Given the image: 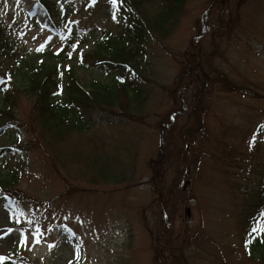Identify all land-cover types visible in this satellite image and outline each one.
<instances>
[{
    "label": "rangeland",
    "instance_id": "obj_1",
    "mask_svg": "<svg viewBox=\"0 0 264 264\" xmlns=\"http://www.w3.org/2000/svg\"><path fill=\"white\" fill-rule=\"evenodd\" d=\"M83 1H51L57 32L31 0H0V14L13 22L25 61L70 67L86 90L127 84L125 113L140 121L116 105L115 114L84 111L81 131L50 133L0 61V149L24 146L0 156V181L13 184L18 214L0 194V264H161L157 238L175 218L199 227L182 250L186 264H261L242 236L246 195L264 168V0L211 11L213 0H188L167 39L145 42L141 78L121 81L118 67L81 65L121 27ZM190 44L205 74L200 98L192 83L181 88ZM163 151L171 155L160 165Z\"/></svg>",
    "mask_w": 264,
    "mask_h": 264
},
{
    "label": "trees",
    "instance_id": "obj_2",
    "mask_svg": "<svg viewBox=\"0 0 264 264\" xmlns=\"http://www.w3.org/2000/svg\"><path fill=\"white\" fill-rule=\"evenodd\" d=\"M31 1V11L42 10L50 27L57 32V22L51 9L52 0ZM187 2L188 0L83 1L85 9H98L107 19L120 22L121 27L118 34L112 35L113 39L105 35L104 45L92 54L85 56L81 65L85 68L102 67L107 64L118 67L119 69L116 71L118 81L123 80L126 76L131 79L141 78L138 68L142 61L140 57L144 54L145 42L167 39L176 29ZM228 2L233 3L237 10L246 0H213L209 6V11L218 9L222 4ZM11 24L13 25V22ZM11 24L7 25L4 15L0 14V61L7 64L2 73L5 80L15 81L19 93L30 100L31 118L39 121L48 132L64 136L69 130L81 131L78 123L83 122L85 110H98L105 114H115L113 108L116 105L122 109L118 115H123L133 122L140 121L139 118L125 113L126 105L131 102L126 91L127 84L116 82L113 85H103L99 82H92L89 89L86 90L81 86L70 67L60 71L55 64H29L20 54L16 36H14L16 34L15 27H12ZM20 29L19 32L25 28L22 26ZM107 33L109 34V32ZM72 39L71 36L68 37L63 42V48L67 49L72 43ZM69 54L72 55L73 52L71 51ZM69 54H67L68 58L71 57ZM136 66L137 68H135ZM203 72L198 50L190 44V51L185 53V70L184 76L181 78V83L183 82L181 88L185 89L192 83L193 86L198 87L195 94L196 98H200L203 92V78H205ZM225 87L229 89L227 86ZM135 96L134 100L138 99L139 93H136ZM197 111L198 107L193 111L194 117L197 115ZM3 114L11 116L8 113H1V115ZM0 129H2L1 126ZM160 133L169 136L162 123L160 124ZM22 148L24 146L14 144L10 148L0 149V156L9 150L19 151ZM170 155V153L160 154L159 164H163L165 160L170 158ZM256 176L258 177V175ZM259 176V179L253 183L255 186L252 188L251 194L246 195L242 237L245 250L249 256L264 264V168ZM12 185L0 181V194H4L6 197L2 201L4 209L17 216V210L10 200V198H15L14 193L9 190ZM175 220L176 218L171 220V225L164 229L165 231L163 230V233L157 238V242L162 244L159 254L157 253L161 258V264H186L182 250L190 247L199 234L198 226L189 228H184L182 225L176 226ZM254 228L259 230L253 231ZM176 250L179 252L175 256L173 253Z\"/></svg>",
    "mask_w": 264,
    "mask_h": 264
},
{
    "label": "snow or ice",
    "instance_id": "obj_3",
    "mask_svg": "<svg viewBox=\"0 0 264 264\" xmlns=\"http://www.w3.org/2000/svg\"><path fill=\"white\" fill-rule=\"evenodd\" d=\"M41 47H43V46H41ZM69 55H71V54H69ZM257 230H259V229H257V228H254L253 229V231H257ZM41 235H42V233L37 229L36 231H34L33 232V243H39L40 242V237H41ZM24 236H23V234H22V236H21V242L23 243V241H24ZM247 243V242H246ZM52 245H49V247H51Z\"/></svg>",
    "mask_w": 264,
    "mask_h": 264
}]
</instances>
